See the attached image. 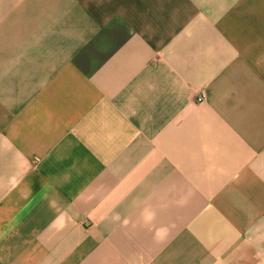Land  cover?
<instances>
[{"label": "crops", "instance_id": "crops-1", "mask_svg": "<svg viewBox=\"0 0 264 264\" xmlns=\"http://www.w3.org/2000/svg\"><path fill=\"white\" fill-rule=\"evenodd\" d=\"M0 264H264V0H0Z\"/></svg>", "mask_w": 264, "mask_h": 264}, {"label": "built area", "instance_id": "built-area-1", "mask_svg": "<svg viewBox=\"0 0 264 264\" xmlns=\"http://www.w3.org/2000/svg\"><path fill=\"white\" fill-rule=\"evenodd\" d=\"M200 100V99H199Z\"/></svg>", "mask_w": 264, "mask_h": 264}]
</instances>
